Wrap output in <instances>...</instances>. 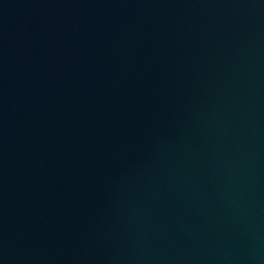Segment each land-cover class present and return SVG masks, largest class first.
<instances>
[{
    "label": "water",
    "instance_id": "water-1",
    "mask_svg": "<svg viewBox=\"0 0 264 264\" xmlns=\"http://www.w3.org/2000/svg\"><path fill=\"white\" fill-rule=\"evenodd\" d=\"M0 264H264V0H0Z\"/></svg>",
    "mask_w": 264,
    "mask_h": 264
}]
</instances>
